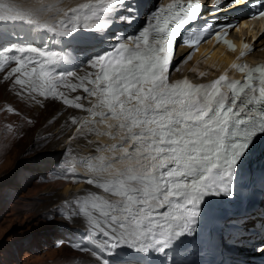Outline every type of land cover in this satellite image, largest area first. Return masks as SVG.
I'll use <instances>...</instances> for the list:
<instances>
[{
  "label": "snow or ice",
  "instance_id": "obj_1",
  "mask_svg": "<svg viewBox=\"0 0 264 264\" xmlns=\"http://www.w3.org/2000/svg\"><path fill=\"white\" fill-rule=\"evenodd\" d=\"M124 5L125 0H88L65 9L54 24L40 27L59 36H69L80 28L102 31L110 23L107 14ZM205 5L212 7L214 14L251 7L249 19L264 20V0H171L152 13L138 34L117 37L111 51L86 63L93 71L73 85V90L83 91L85 97L70 98L54 90L49 71L64 59L59 53L31 46L20 47L17 55L0 51L2 78L11 80L21 101L27 97L37 106L58 101L67 108L93 112L97 121L111 118L120 130L121 140L112 148L120 149L122 155L113 156L111 162L128 160L130 166L111 183L90 175L85 178L121 199L113 202L88 192L67 201L82 217L86 231V243L75 245V249L90 252L99 264H109L104 254L111 255L121 246L164 253L177 238L194 235L201 202L208 195H234L237 164L257 134H264V64L233 63L230 67L242 74L241 80L224 72L201 85L186 78L169 81V71H176L191 57V53L175 57L181 44L194 48L201 39L215 36L218 44L236 51L227 35L229 29L238 30V23L219 25L213 15L202 27H192ZM22 11V6L0 0V22L33 24L23 19ZM193 33L195 38L190 39ZM251 50L245 43L237 60ZM28 53H35L38 59ZM12 64L16 66L8 70ZM58 73L55 70L53 75ZM89 95L98 97L94 108L81 103ZM7 111L20 115L14 107ZM70 122L77 133L82 131L77 116H71ZM85 134H95V130H85ZM107 148L109 145L101 146V150ZM97 159L100 157H90L84 163L92 167L89 162ZM258 251L264 252V246Z\"/></svg>",
  "mask_w": 264,
  "mask_h": 264
},
{
  "label": "rangeland",
  "instance_id": "obj_2",
  "mask_svg": "<svg viewBox=\"0 0 264 264\" xmlns=\"http://www.w3.org/2000/svg\"><path fill=\"white\" fill-rule=\"evenodd\" d=\"M2 77L0 75V264H83L86 255L71 246L69 234L58 231L63 225L72 230L71 224L76 225L75 221L65 222L64 214L46 212L50 206L61 205V198L65 197L60 194L66 184L64 180L72 176L70 170L75 169L60 170L56 166L65 147L54 155V149L43 148L44 142L36 144L37 140L49 137L47 130L52 127L41 128L59 109L58 101H45L39 106L27 98L21 101L11 88V80L5 81ZM27 102L31 104H25L23 108L27 106V109H18ZM10 107L16 108L20 115L7 111ZM40 108L43 111L37 110ZM60 121L61 118L51 124L55 126ZM22 129L24 134L20 133ZM40 134L43 136L38 138ZM57 137L60 139L61 134ZM50 155L54 156L50 158ZM55 192L58 196L44 205L42 196H52Z\"/></svg>",
  "mask_w": 264,
  "mask_h": 264
},
{
  "label": "bare ground",
  "instance_id": "obj_3",
  "mask_svg": "<svg viewBox=\"0 0 264 264\" xmlns=\"http://www.w3.org/2000/svg\"><path fill=\"white\" fill-rule=\"evenodd\" d=\"M77 1L80 0H7V2L10 4L22 6L23 9L22 15L33 14L41 22L50 23V24H53L54 20H56L59 17V15H61L60 11L63 8V6H71L75 4ZM45 5H47V7H45ZM231 36L233 38H237L238 36L242 38L244 36L243 39L245 43L249 45L252 44L254 46L250 58L258 57V56L264 57V49L261 48L262 46H264V25H261V23L259 22L253 23L248 29L236 30L232 33ZM239 50L240 48L238 49L236 48V51L233 52L226 44L212 46L211 42L205 43L199 48L198 52L195 53L190 60L187 61L183 60V62L180 63V70L173 71L172 73L173 77L175 80H177L179 79V76L184 75L185 77H187V79L189 77L195 82H198L199 80L205 82L209 80V78L217 77L221 71L231 68L230 67L232 64L231 62L234 60L236 55H238ZM184 55L185 52H181L178 54L177 58H182ZM11 88H12V83H11ZM63 88L65 92H69V89L67 87H63ZM12 92L15 93L13 90ZM26 100L30 101L28 100V98ZM97 103L98 102L88 103L85 104V107L88 108L90 106L94 108V106ZM25 104L28 106L31 105L30 103L27 102L21 105L18 109H21L22 111L23 109H27L28 108L27 106H26L27 108L26 107L23 108ZM57 105H59L58 107L59 109L56 111V113L52 115V118L49 119V122H46L44 127L41 128V130H45V129H49V127H52L51 130H47L50 133L49 137L41 138L40 141L35 140L36 144L37 143L40 144L41 142H44L45 145L43 146V148L54 149L55 151L54 155L60 152L59 149L65 147L66 150L62 151L61 154V155L64 154V156L60 157L59 159L60 161L58 160V162L60 163L58 164L57 168L65 169L67 168V166H70L72 164L73 166L72 165L71 166L75 168L74 170L76 171V173L82 175H72L70 177L65 178L68 179L64 180L66 181V184L64 186L62 193H60L65 195V197L61 198L62 201L61 205L56 206L57 205L56 204L50 206L49 208H47L46 212H48L49 214L59 213L60 216L64 214V216L62 217L63 220L65 222L68 220L75 221L76 225L72 227L71 224V228H73L74 230H80V232L74 231L73 229L69 230L68 226L66 227L63 225L62 227L58 228L59 232H65L71 234L80 233L86 236V231L82 223V217L76 215L75 211L71 209L70 206L67 204V201L73 200L78 196H82L88 192H92L97 195L104 196L105 199L106 197H108L110 201L112 200L113 202H117L111 198L110 194L108 195V193H105L102 189H97L94 185L87 183V179L85 177L86 175L87 176L90 175L94 180L102 181L105 183H111L112 181L117 180L120 177V174L124 171L125 168L130 166V161L117 160L115 162H111L113 156L122 155L120 149H116L114 151L112 148V146L115 145L113 144L114 142L117 143L120 142L121 133L116 132V130L108 126L107 123H102L101 121H97L93 115V112L86 113L84 111L77 110L75 108H67L66 106H64L59 102L58 104H56V106ZM37 110L39 112L43 111L41 108ZM97 110L100 109H95V111ZM73 115L78 117L79 120L78 126L82 127V131L80 133H77L75 131V126L72 127L70 132H68L69 127L72 125L70 122V118ZM60 118L61 121L58 125L54 126L51 124V123H55ZM110 120L111 118H108V122ZM104 127L110 129L112 133L115 132V134L110 137L107 136V134L100 132V130H102ZM23 129L20 130V133H23ZM88 129H94L95 134L92 135L85 134V130ZM45 133L46 132H44L43 134ZM67 133L69 134L64 136ZM43 134L38 135V138L43 136ZM60 134L61 137L60 139H58L57 136H59ZM103 145H109V148L101 150V146ZM52 156L50 155V158H52ZM97 156L100 157V159L89 162V164H92V167H89L88 164L84 163L86 159ZM105 164H107L106 167ZM42 166L44 165H41V167ZM58 194L55 192V194L52 196H42L43 197L42 201L44 205L48 201H50V199H53L54 197L58 196ZM153 250L154 249L150 250L149 252H153ZM134 253L135 250L129 248H123V250L120 251V255L122 258L123 257L127 258L133 255ZM84 255L86 256H84L83 264H99V261H97L92 255H90V253H84Z\"/></svg>",
  "mask_w": 264,
  "mask_h": 264
}]
</instances>
